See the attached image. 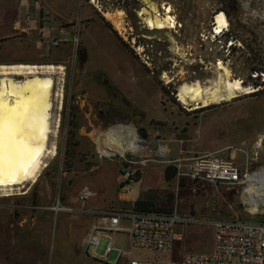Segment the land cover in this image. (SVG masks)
I'll list each match as a JSON object with an SVG mask.
<instances>
[{"label": "rangeland", "instance_id": "obj_1", "mask_svg": "<svg viewBox=\"0 0 264 264\" xmlns=\"http://www.w3.org/2000/svg\"><path fill=\"white\" fill-rule=\"evenodd\" d=\"M160 1L171 6L178 27L149 29L140 20L142 5L159 8ZM95 2L100 10L90 0H70L54 13L43 0H26L25 8L0 0V11L36 17L0 19V62L35 61L61 65L63 71L55 75L63 89L61 106L54 109L56 155L27 192L0 197V264H127L129 256L116 250L93 258L84 239L99 215L129 205L118 192L135 198L143 188L164 212L175 207L189 218L174 224L180 240L155 256L176 259L208 250L212 220L245 216L238 189L203 184L193 191L175 174L164 178L165 167L213 150L238 165L244 152L256 151L252 167H264V0ZM116 9L124 13L120 32L102 13ZM217 11L226 15L227 27L214 35ZM219 59L232 77L256 90L204 107L180 103L178 86L194 79L211 82ZM117 122L134 128L141 150L122 157L98 151L93 132ZM124 170L133 171V181L122 178ZM84 186L91 193L83 198ZM127 224L120 219L122 229ZM108 242L128 247L123 230L101 235L94 253L102 254ZM132 256L154 255L135 249Z\"/></svg>", "mask_w": 264, "mask_h": 264}, {"label": "bare ground", "instance_id": "obj_2", "mask_svg": "<svg viewBox=\"0 0 264 264\" xmlns=\"http://www.w3.org/2000/svg\"><path fill=\"white\" fill-rule=\"evenodd\" d=\"M90 1L99 9L95 0ZM171 11L167 2L160 1L159 8L151 4L142 5L137 14L147 28L169 30L179 26ZM102 13L120 32L123 11L103 10ZM213 19L212 32L226 29L227 20L223 11H217ZM177 51L184 56L180 48ZM212 66L217 76L211 82L202 84L194 79L183 81L178 86L176 96L180 103L188 108L204 107L231 100L240 92L247 94L256 90L244 85L239 78L232 77L230 69L220 59ZM61 71L62 66L55 64L0 63V197L27 192L47 166L48 160L56 155L59 115L54 114V109L61 106L63 89L55 75ZM179 72L182 77L184 72ZM162 76L169 78L165 71ZM93 133L101 154L122 157L129 150H141L140 138L130 124L117 122ZM240 197L241 202L248 205V211L257 210L254 199L244 193ZM2 216L0 210V221Z\"/></svg>", "mask_w": 264, "mask_h": 264}, {"label": "built area", "instance_id": "obj_3", "mask_svg": "<svg viewBox=\"0 0 264 264\" xmlns=\"http://www.w3.org/2000/svg\"><path fill=\"white\" fill-rule=\"evenodd\" d=\"M214 16V15H213ZM218 32L214 33V35ZM213 35V36H214ZM264 78V73H260ZM252 154V155H251ZM256 151L250 155L244 152L241 165L236 164L220 150L204 151L187 158L176 159L175 177L191 183V190L203 184L236 188L247 197L257 202V210L250 212L244 206L245 216L216 218L211 222V241L208 250L200 252H183L176 259L160 258L157 253L167 252L181 234L174 230L175 223L187 222L188 217L180 216L173 207L168 212H142L128 209L120 212H107L98 216L84 239V246L93 258H103L112 250L129 256L127 264H264V167H252ZM133 171L124 170L123 179L131 180ZM256 176V178L254 177ZM258 177L262 178L261 180ZM259 180V181H258ZM249 189V191H247ZM91 192L86 186L80 191L81 197ZM128 221L122 229L120 219ZM264 217V216H261ZM126 231L127 249L108 242L102 254L94 253L99 237L109 233ZM148 250L152 257H134L132 251Z\"/></svg>", "mask_w": 264, "mask_h": 264}, {"label": "crops", "instance_id": "obj_4", "mask_svg": "<svg viewBox=\"0 0 264 264\" xmlns=\"http://www.w3.org/2000/svg\"><path fill=\"white\" fill-rule=\"evenodd\" d=\"M9 1V0H8ZM10 1H15V0H10ZM32 1V0H31ZM33 1H36V0H33ZM39 1V0H38ZM45 3H46V5H47V7L48 8H52L53 9V11H54V13H55V8H58V7H61V4L64 6L65 4H66V1L67 2H69L70 0H43ZM16 2L17 3H23V8H25L24 7V5H25V3H26V0H16ZM0 13H1V15H0V19H36V17L35 16H31V15H28V14H25V15H23V16H11V14H10V12L7 10V8H2V10L0 11ZM53 13V14H54ZM4 17V18H3ZM16 62H28V63H31L30 61H16ZM33 63H37V62H35V61H32ZM0 63H12V62H0ZM258 143H260V142H258ZM257 157H258V152H256V159H257ZM130 181H133V180H130ZM136 181H138V180H136ZM130 182H128V183H126V185H128ZM148 190L147 189H145V188H143V189H141L140 190V192H139V194L137 195V196H139V195H141L142 193H144V192H147ZM118 196H119V198L121 199V201L123 200L125 203H127V204H129L124 210H128V209H130L131 208V206H132V201L137 197H135V198H131L128 194H127V192H118ZM124 210H122V211H124ZM124 218V217H123ZM122 219V218H121ZM127 220V219H126ZM128 222V221H127ZM126 227V226H125ZM177 233H180V232H178L177 230H175ZM114 233H116V232H114ZM125 234H126V237H127V233H126V231H125ZM181 238V237H180ZM178 240H180V239H178ZM178 240H175L174 242H176V241H178ZM174 242H173V244H172V247H173V245H174ZM127 243H128V238H127ZM171 247V248H172ZM124 251L126 250V249H123ZM123 254V253H122ZM125 254V253H124Z\"/></svg>", "mask_w": 264, "mask_h": 264}, {"label": "trees", "instance_id": "obj_5", "mask_svg": "<svg viewBox=\"0 0 264 264\" xmlns=\"http://www.w3.org/2000/svg\"><path fill=\"white\" fill-rule=\"evenodd\" d=\"M174 174H175V167L173 165H167L163 171L164 178L169 179ZM131 208L142 212L163 211L159 206H157L155 196L152 195L149 191L144 192L141 195L137 196L132 201Z\"/></svg>", "mask_w": 264, "mask_h": 264}]
</instances>
